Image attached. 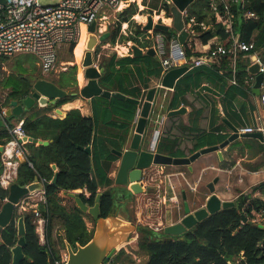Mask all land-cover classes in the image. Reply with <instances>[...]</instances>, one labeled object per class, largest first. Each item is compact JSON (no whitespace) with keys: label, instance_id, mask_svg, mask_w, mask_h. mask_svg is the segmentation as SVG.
<instances>
[{"label":"trees","instance_id":"trees-1","mask_svg":"<svg viewBox=\"0 0 264 264\" xmlns=\"http://www.w3.org/2000/svg\"><path fill=\"white\" fill-rule=\"evenodd\" d=\"M209 3L210 0H194L187 8L188 14L193 16L197 23L192 28L193 33L202 44L216 36L220 43L228 45L229 34L225 32L220 23L215 21ZM142 5H147L145 0H142ZM154 9H157L156 4L150 6L148 12L151 13ZM159 10H163L167 17L170 16V5L166 0L161 2L157 12ZM231 10L234 16L233 32L238 35L239 40L253 42L254 48L248 52L239 51L237 53L235 59L236 86L230 85V88L225 92L227 95L241 92L245 87L249 89V85L246 83L249 76L248 68L251 64L248 58L249 54L256 53L264 63V0H242V2L233 4ZM246 11L254 12L256 17H244ZM136 13H138V9L134 2L117 12V16L107 27L108 36L101 45L132 41L141 47H146L149 41L140 42L138 39L145 31L131 18ZM123 22H127L128 26L132 28L131 35H124L121 32ZM200 22L204 24L205 28L199 25ZM153 32L162 34L166 41L176 34L172 28L167 31L156 28ZM183 45L186 48L187 57L200 54L193 45L191 47H188L187 43ZM74 46L75 43L69 44L66 52L59 56V61H73ZM98 52L99 48L97 47L95 55ZM7 58L2 56L0 61L5 62ZM145 58L151 59L149 56L142 57V59ZM136 59L141 58L118 57L116 54L101 56L98 63L99 68L103 69L99 79L100 86L104 90L121 92L134 98H143V94L137 91L128 92L125 90L121 75L122 70ZM24 62L27 65H24ZM24 62L18 61L15 74L6 78H3V64L0 62V90H6L0 111L2 107L6 106L9 99L21 100L30 93L32 78L27 76V71L33 61L28 58ZM212 66L213 69L206 66L193 67L180 77L171 92L169 108H178L181 104L188 105L186 93L200 85L202 79L212 83L218 82L221 88H225L226 79L231 76L232 71L230 59L227 56H221L218 63ZM150 67L153 68V74L156 77L161 76L159 61H151ZM220 69L225 71L223 76L217 73ZM75 70L76 66L72 65L67 71L62 72L59 80L55 81L57 85L67 91L69 88H76ZM74 98L75 96L68 94L58 99L54 105L39 107L34 104L25 109L20 116H3V119H0L1 145L10 138L8 127L13 125L12 119L23 120L22 128L27 136L49 141L46 145H35L31 142L25 144L28 151L27 157L32 162L33 168L29 167L26 162H22L18 168L16 183L25 186L38 175L46 180H51L54 173H57L56 183L50 181L45 184L50 218L47 239L52 252L48 254L45 246L39 244L32 216L30 213H26L22 216L25 228L22 247L24 258L19 264H48L51 258L59 257L51 235L54 223H57L63 230V237L60 241L63 246L64 240L75 247L76 244L83 245L90 239L93 227L88 229L83 219L89 215L80 211L73 198L62 195L63 191L69 192L75 189L86 191L87 196L84 192L79 193L78 196L88 206L94 204L96 195L100 193L99 211L102 218L122 211L125 213L126 206L132 198L126 188L113 185V178L109 176V173L113 168L112 162L116 160V156L111 148L119 149L120 146L114 140L100 139L94 136L95 118L82 115L77 108L68 110L61 119L52 118L49 115L53 107H59ZM113 100L120 103L119 108L126 112L128 119L133 117L134 104L118 98H113ZM199 113L200 111H195L190 114L198 116ZM225 129L226 122L220 120L219 125L214 127L211 132L200 136V140H197L192 151L219 144L228 137L227 134L221 132ZM247 141H244L243 145L238 139L230 143L227 151L223 154V160L219 162L220 168H227L234 164L236 159L228 162L229 150L233 147L237 148L236 158L238 155L244 154V146L252 148V156L264 154L263 142L261 143L255 138L250 139V142ZM176 144L177 139H173L169 144H161L158 149L169 152L175 149ZM87 147H90V151H87ZM172 155L178 156V153L172 152ZM52 165H55V169L52 168ZM1 170L0 159V172ZM91 170L95 174L96 184L91 179ZM6 196L7 191L0 187V205ZM256 216L263 219L255 221ZM16 218L17 216L14 214L10 223L0 228V264H10L11 262L10 249L18 240ZM126 218L134 221V218L130 216ZM136 232L138 234L134 241L136 253L143 257L138 264H264V180L252 186L248 193H240L233 200V205L207 216L181 235L173 236L170 241L155 240L164 236L163 229L157 232L146 225L137 224ZM134 263L131 254L121 247L111 256L107 264Z\"/></svg>","mask_w":264,"mask_h":264},{"label":"crops","instance_id":"crops-1","mask_svg":"<svg viewBox=\"0 0 264 264\" xmlns=\"http://www.w3.org/2000/svg\"><path fill=\"white\" fill-rule=\"evenodd\" d=\"M138 6L140 10H143L145 8L143 7L144 5H142V0L138 2ZM147 13H148L147 15L152 16L151 14L152 12L151 13L147 12ZM135 15H139V14L136 13L132 15V17L135 18ZM154 15H156V13ZM154 15L152 16L153 20H154ZM142 17L143 15L141 16V18ZM156 19H157L156 21L154 20L155 22H161L158 21V19L166 20V18L162 15ZM168 19L171 20V18ZM138 21H141V19ZM145 22H146V18L144 22H138V23L135 22V23L140 25L142 29V26L145 24ZM162 23L168 25V22H162ZM121 25H123L124 29H128L127 31L129 32L128 34L126 33L124 35H131L133 31L132 28L128 26V23L123 22ZM107 27L108 26H106V20L100 22V30L98 33L103 34L107 32ZM153 30L154 29L146 30V31L144 30L145 33H143L138 37L140 42L147 40L149 41V44L146 47H141L133 42L141 49L140 55H136V56L132 55V51L130 49V45H131L130 41H127V43L126 42L115 43L114 45L105 43V45L102 48L110 49L109 53L105 52L106 56L111 54H116L118 57L129 56L133 58H141V59H136L134 62L129 63V65L122 70L123 73H121V75L124 80L125 90L128 92L137 91L143 94L144 96L145 92L149 88L156 87L154 100L151 106V112H153L152 118L154 120V123L150 133V139H152L154 131H157L156 148L157 147L159 148L161 144L162 145L169 144L170 140L177 139V144L174 149V152L179 153L178 156H188L193 152H195L192 150L194 148V145L197 143V140H200V136L205 133L211 132L214 127L219 125L220 120H224L226 122V129L221 132L227 135L230 134L229 125H233L236 126L237 128H241V127L254 126L257 122H262L264 124V105L260 102L259 95H255L251 91L255 77V75L252 74L251 72H249V76L246 80L247 85H249V89L245 87L242 89L241 92H235L232 95L229 94L227 95V93H225L230 88V85L236 86V79H235V83H232L231 76L226 79L227 84L225 88H221L218 82L212 83L205 79H202L200 85L196 86L195 88L187 92L185 95L186 100L188 101V105L181 104L186 108L185 114L166 117L165 116L166 112L172 109L169 108L168 105L171 99V92L173 91V89L170 90L166 88H161L159 86V79L162 75L160 77H156L153 74L154 71L153 68L150 67L151 61L153 62L159 61V56L155 54V52L154 54L147 52L150 48L153 49L154 46L153 38L155 33L153 32ZM86 36L87 33H85L84 45L86 41ZM191 40L194 41V49L199 53L219 43V39L216 36L209 39L205 44H202L197 37H192ZM72 52L74 53L73 61H64L66 63V66L62 68L63 70L60 71V75H56L55 78H50L53 81H58L62 72L67 71V69L70 66L75 65L76 88L73 87L69 88L68 89L69 92L78 90L86 83V80L83 78V69L80 67V62L84 53V46L82 50L76 49L77 53H75L73 50ZM144 56H149L151 57V59L149 58L142 59V57ZM100 57L101 56L99 54L97 58L98 61L97 60L95 61L97 68H99L98 63ZM248 58L251 63L250 66L253 63H257V59H259L256 53L249 54ZM204 66L213 69L212 65L210 66L204 65ZM190 69L191 68H189L188 70ZM217 73L220 76H223L225 74V71L224 69H220L218 70ZM124 95L128 97H132L126 94ZM102 98H104L105 100H103ZM113 98L114 97L106 98L102 96H95L90 99H86L81 97L80 95H76L73 100L65 102L59 107H53L49 115L52 118L61 119L66 115V112L68 110L77 108L79 109L82 115L94 117L95 118V127L93 131L94 136L99 137L100 139L108 138L114 140L117 144H119L120 146L119 149H116L115 147L111 148V151L113 152V150H120L121 148H123L124 141L129 140L131 133L133 131V119L135 116L134 113L133 117L131 119H128L126 112H124V110H121L119 108L121 106L120 103L114 101ZM223 104L225 107L224 109H223ZM48 105L50 106V104H47L46 106ZM4 108L5 107H3V109ZM56 108L59 109V112L56 111ZM136 109L137 107L135 106V112ZM195 111H200L198 116L195 114H190L191 112L194 113ZM11 121L12 123H14L17 121V119H12ZM250 139L252 138L250 137L238 138V141L240 142L241 145H243L244 141L248 140L247 142H250ZM260 142L264 143V138L263 141ZM35 145L37 144L35 143ZM228 147L229 145L223 148L222 156L224 152L227 151ZM233 149L236 150V154H237V148L233 147L231 150ZM231 150H229V153L231 152ZM164 152H168V151L164 150ZM242 157L248 158V161L253 162L258 157L264 158V154H258L252 156V148L244 146V154L242 156L238 155L237 158L238 160H240ZM219 162L220 160L218 159L216 153L210 152L207 154L200 155L195 161H193L190 164L191 166L190 169L188 168V166H180V168H177L175 166H163V167H150L149 169H147L145 171L143 184L145 188L148 189L147 190L148 192L140 194V197H144L146 199L151 200V203L149 202L144 203L146 207H150L149 210L151 211L153 210L152 206L155 209L159 210L160 213L159 215L156 216L158 221L155 224V226L157 225L159 226V228H164L167 225L178 222L179 219L184 215L183 212L184 199L185 201L188 202L191 210H195L203 206L206 199L210 195V192L207 189V184L211 182L215 177L218 178L217 181H221L222 179L221 176L223 172L231 174L237 166L235 165L234 167H232L231 169H227L228 171H226L225 169L220 168ZM112 164H113V168L109 173V176L114 180L115 173L117 170V160L113 161ZM244 165L246 169H243V171L247 175L250 176L251 174L256 175L260 173L261 169L257 165L255 164H247V165L244 164ZM252 177L253 176H250V178ZM238 180H243V179L242 177H240V179ZM262 180L264 179H261L258 182L252 184V186H254L255 184L259 183ZM167 184L168 187L171 189V193H172L169 196V201L173 204L172 205L173 209L171 208L172 210L169 213L166 211L165 208V204L167 203L165 202L166 201L165 196L167 193V186H166ZM113 185H115L114 182ZM150 187H152V189H149ZM238 190L239 189H237V192H239ZM80 191L84 192L86 196L88 195L86 191L83 190ZM183 192L185 195L184 199H183ZM214 192L221 200H231L228 197V194L219 191L217 182L214 184ZM179 194L180 197L182 198V202L180 204L181 206L178 205ZM138 208L139 210L135 212V217L137 220L140 219V217H143L141 214L143 209H141L140 206ZM145 210L147 211V208ZM83 219L88 228L90 222L87 221L85 217H83ZM56 225L59 226L57 223H54L52 229ZM52 229H51V235H52Z\"/></svg>","mask_w":264,"mask_h":264},{"label":"water","instance_id":"water-1","mask_svg":"<svg viewBox=\"0 0 264 264\" xmlns=\"http://www.w3.org/2000/svg\"><path fill=\"white\" fill-rule=\"evenodd\" d=\"M134 1V0H133ZM170 5L171 24L166 25L162 22H155L151 15L146 16V22L142 26L143 30L160 29L167 31L172 28L177 33V38L180 45H183L188 36L187 30L184 29V20L182 12L187 10L189 5L194 0H168ZM4 0H0L3 4ZM87 36L84 46V53L80 62V67L83 69V78L86 83L76 91H67L57 85V83L47 76H34L31 89L28 96L23 99H9L4 108V116H20L25 109L30 108L34 104L39 107H44L47 104L54 105L56 101L68 94L72 96L80 95L83 98L90 99L95 96L114 97L120 100H126L134 104L137 109L133 119V131L129 140H125L123 148L120 150H113L117 160V170L114 177V184L126 188L131 195L143 194L146 188L143 185L145 171L150 167L163 166H188L195 161L200 155L215 152L218 159L223 160L222 150L234 140L238 138H257L263 141V135L260 132H239L238 128L229 125L230 134L219 144L203 147L188 156H173L172 151L164 152L157 148L151 150L150 133L153 128L154 120L152 118L151 106L154 100L156 87L149 88L143 98H132L125 96L120 92L108 91L102 89L98 80L100 79L103 69L97 68L95 55L96 48L108 36V33L99 34L96 30V21H93L86 28ZM132 55H140L141 49L134 43L130 45ZM154 54V50L150 48L148 51ZM98 61V60H97ZM188 71L187 66H179L166 71L159 79V86L172 90L177 80ZM248 71L255 75L254 83L252 85V93L260 94V83L263 74L258 72V63H253ZM59 112V109L56 108ZM186 112L185 106L181 105L178 108L170 109L166 112V117L176 115H183ZM152 126V127H151ZM26 140L37 145H46L47 140H41L26 136ZM90 151V147L86 148ZM3 146L0 144V153ZM55 169V165H52ZM91 179L96 184V178L93 170H91ZM57 173L55 172L51 178V183H56ZM218 178L215 177L207 184V189L210 192L203 206L191 210L183 192V212L184 215L174 224L167 225L163 228V237H158L156 241H170L173 236H178L186 230L195 226L199 221L207 216L218 212L219 210L233 205V200H221L214 192V184ZM41 188V183L38 177L35 176L33 181L25 186H21L16 182L10 184L7 192V200L0 205V228L7 226L14 216V204L17 200L29 191H35ZM81 189L72 191H63V195L73 198L76 206L81 212L88 214L94 221L95 225L90 239L83 245L76 244L72 247L70 243L64 240V248L66 258L61 264H107L111 256L118 250L124 241L127 240L128 235L136 231V225L124 218L120 213H116L105 218L100 217L99 200L100 193L96 195L93 205L88 206L78 196ZM259 226H261L259 224ZM16 227L18 240L16 244L11 247V262L10 264H19L24 258L22 247L24 245V222L23 217L16 218ZM48 264H54L52 259Z\"/></svg>","mask_w":264,"mask_h":264},{"label":"built area","instance_id":"built-area-1","mask_svg":"<svg viewBox=\"0 0 264 264\" xmlns=\"http://www.w3.org/2000/svg\"><path fill=\"white\" fill-rule=\"evenodd\" d=\"M132 1V0H131ZM130 0H59L53 5H42L38 0H4L0 4V57H10L15 54L25 53L34 56L36 64L43 74L56 70L58 51L63 45L76 43L80 35V27L83 25L87 33V26L96 21V30H100V22L108 19L111 13H117L125 3ZM168 3L169 1L166 0ZM242 2V0H210L209 7L214 14L215 21L220 23L225 32L229 34V43L224 45L217 43L213 47L200 52L198 56H186V48L180 45L177 33L166 41L162 34L156 33L153 38V50L159 56L161 75L166 71L179 66L189 68L199 66H210L217 64L219 57L227 56L232 64L231 82L235 83V59L239 51L248 52L254 48L253 42L239 40L238 35L233 32V13L231 6ZM184 29L188 36L185 43L188 47L194 46L192 37L193 26L197 24L193 16L187 10L182 12ZM246 18L256 17L254 12L246 11ZM200 26L205 28L202 22ZM198 38V37H197ZM199 39V38H198ZM166 44L168 45L166 47ZM258 72L263 74L260 83V102L264 105V63L257 59ZM4 109L0 111V119H3ZM23 120H17L11 127H8L10 138L2 144L3 150L0 153L2 170L0 172V187L8 192L10 184L16 182L18 168L22 162L33 168L32 162L28 159V151L25 144L26 134L22 128ZM239 132H260L264 138V124L257 122L251 127L238 128ZM157 131H154L151 139V150L156 148ZM154 139V141H153ZM41 188L29 191L22 195L14 204V214L23 216L30 213L34 230L39 244L45 246L48 254L52 249L47 239L50 218L45 191L46 180L37 176ZM7 200V196L3 202ZM157 231L159 226L152 228ZM66 258L63 252L54 259V264H61Z\"/></svg>","mask_w":264,"mask_h":264},{"label":"rangeland","instance_id":"rangeland-1","mask_svg":"<svg viewBox=\"0 0 264 264\" xmlns=\"http://www.w3.org/2000/svg\"><path fill=\"white\" fill-rule=\"evenodd\" d=\"M38 1L42 5H53V4L58 3L59 0H38ZM162 1L163 0H145V3L147 5L143 6V7H145L143 10H140V8L138 6V2H140V0H134V1L130 0L129 3H125L126 5H124L122 7V9L124 7H126V6H128V4H130L132 2L136 3L137 9H138V14L141 15V16L143 15V18H141L143 21L142 20L138 21L140 19L137 18L138 19L137 20L134 17H132L133 20L138 23V22H144V20L146 18V15L148 14L147 12L149 11L150 6H152L153 4H156L157 9L152 10V13H151L152 16L155 13L156 14H161L162 16H164L166 18V20H163V19L159 20L158 19V21L168 22V25H170L171 24V20L168 19V18H170V16L167 17L163 10H159L158 13H157V10L160 7V4H161ZM116 14L117 13H111L109 15L108 19L106 20V26L111 24L112 20H114L115 17L117 16ZM154 20L156 21L157 19H154ZM127 30L128 29H124L123 25H121V32L123 34H126V33L128 34L129 32ZM132 43L133 42L130 41V44H132ZM104 45L105 44L98 46L99 52L97 53V58H98L99 54H100V56H106L105 52L109 53L110 49L102 48ZM167 46L168 45L166 44V47ZM67 48H68V45H63L59 49L58 57H57L56 71L50 72L47 75V77L49 79L50 78H55L56 75H60V71L63 70L62 68L64 66H66V63L64 61L63 62L59 61V56L61 54L65 53ZM76 49L77 48H73V51L75 53H77ZM73 54L74 53L72 52V58H73ZM28 58L29 59L31 58L33 63H31V65H30V67H29V69L27 71V76H30L32 78V80H33L35 74L37 72H39L40 69H39L38 65L36 64V59L34 58V56H32L30 54H25V53H19V54H15L13 56H10V57L7 58V60L5 62L0 61L3 64V67H2V69H3V72H2L3 78H6V77H8L11 74H15V71L17 70L16 63L18 61L24 62L25 59H28ZM25 64L27 65V63L24 62V65ZM24 75H26V74L24 73ZM5 96H6V90H0V105L3 104ZM2 109H3V107H2ZM171 154H172V152H171ZM242 158L240 160H238V158H236V150L235 149L231 150L230 155L228 157V162H229V160L230 161H232L233 159H236V160H235L233 165H231L230 167H227V168H223V169L228 171L227 169H231L235 165H237V166H236V168L233 170V172L231 174L223 172L222 176H221V178H222L221 181H217L219 191H221L222 193L228 194V197L231 200H234L240 193H248L250 191V187L252 186V184L258 182L261 179H264V158L263 157H258L253 162L248 161V158H243V159ZM244 164H246V165L247 164H255V165H257L261 169V170L259 169L260 173L256 174V175L251 174L250 176H253V177L250 178V176L247 175L246 173H244V171H243V169H246ZM177 168H180V166L177 167ZM228 176H229V178H228ZM240 177H242L243 180H238V179H240ZM226 178H227V180H226ZM166 186H167V193H166V196H165V200H166L165 202H167V203L165 204V208H166V211L169 213L173 209L172 208L173 204L169 201V196L172 193H171V189L168 187V184ZM149 189H152V187H150ZM237 189H239L238 190L239 192H237ZM145 202L151 203V200L146 199L144 197H140V194L132 195L131 200L128 202V204L126 206L127 211L125 213L123 211L119 212V213L124 218H126L127 216H130V217L134 218V221H130V220L129 221L131 223L135 224L136 226H137V224H141V225H146V226H148L150 228H153L155 226V224L157 223V221H158L156 216L159 215L160 212H159V210L155 209L153 206H152L153 210L152 211L149 210L150 207H146L144 205ZM181 202H182V198L180 197V194H179V196H178V205H180ZM139 206L141 207V209H143V211L141 212L143 217H140V219L137 220L136 217H135V212H137L139 210V208H138ZM146 208H147V211L145 210ZM141 209H140V211H141ZM85 219L90 222V224L88 225V228L89 229L92 228V227L94 228L95 223H93L94 221L91 219V217L90 216L89 217L85 216ZM262 219L263 218H260V217L256 216V218L254 220L255 221H261ZM59 228L60 227L57 226V225L53 227V229H52V241H53V243L55 245V248L58 250V255H61V253H63L65 251V248L60 243L61 238L63 237V230H61V228L60 229ZM162 229L163 228L158 229L157 232L162 230ZM137 236H138V234H137L136 231L133 232V233H130L128 235L127 240L124 241L120 246L117 247L118 250L122 247V248H124L126 250V252L130 253L131 257L134 259V262H135L134 264H138L139 261H141L142 258H143L138 253H136V246L134 244V241L136 240Z\"/></svg>","mask_w":264,"mask_h":264},{"label":"bare ground","instance_id":"bare-ground-1","mask_svg":"<svg viewBox=\"0 0 264 264\" xmlns=\"http://www.w3.org/2000/svg\"><path fill=\"white\" fill-rule=\"evenodd\" d=\"M160 16H161V14H156V15H154V19H156V18H158ZM135 18L141 19V16L135 15ZM85 33H86L85 27L83 25H81V27H80V35H79V38H78L77 42L75 43L76 45H75L74 48H77L79 50H82L83 49V46H85L84 45Z\"/></svg>","mask_w":264,"mask_h":264},{"label":"flooded vegetation","instance_id":"flooded-vegetation-1","mask_svg":"<svg viewBox=\"0 0 264 264\" xmlns=\"http://www.w3.org/2000/svg\"><path fill=\"white\" fill-rule=\"evenodd\" d=\"M38 73V74H37ZM35 75H36V77L38 76V77H40V76H47V74H43L40 70H39V72H37ZM148 189L146 188V192H148L147 191Z\"/></svg>","mask_w":264,"mask_h":264}]
</instances>
